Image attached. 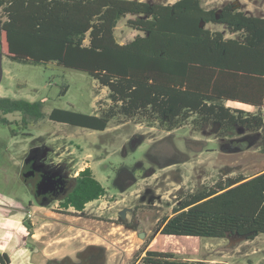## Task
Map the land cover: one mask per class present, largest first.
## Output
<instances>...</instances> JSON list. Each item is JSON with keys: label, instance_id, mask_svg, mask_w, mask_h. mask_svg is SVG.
<instances>
[{"label": "trees", "instance_id": "trees-1", "mask_svg": "<svg viewBox=\"0 0 264 264\" xmlns=\"http://www.w3.org/2000/svg\"><path fill=\"white\" fill-rule=\"evenodd\" d=\"M128 15L136 18L126 26L138 34L122 44L114 31ZM206 24L224 25L237 36L224 38ZM0 52L19 63L82 71L107 90L109 104L100 115L55 109L52 121L104 131L116 118L171 131L191 119L192 130L215 127L219 138L252 133L264 155V17L246 15L232 4L217 10L204 9L201 0H0ZM42 104L0 98V112L38 119ZM72 182L60 207H72L74 216L107 194L89 167ZM155 229L164 236L205 239L249 241L264 235V168L199 192L164 214ZM0 264H10L6 253L0 254ZM129 264L209 263L180 259L147 244Z\"/></svg>", "mask_w": 264, "mask_h": 264}, {"label": "rangeland", "instance_id": "rangeland-1", "mask_svg": "<svg viewBox=\"0 0 264 264\" xmlns=\"http://www.w3.org/2000/svg\"><path fill=\"white\" fill-rule=\"evenodd\" d=\"M138 1L170 4L176 0ZM226 4H232L246 15L264 17V0H201L204 9L220 10ZM135 18L128 15L119 20L114 31L117 42L127 43L138 34L126 26L128 19ZM205 27L222 33L224 38L237 36L230 34L224 25L206 24ZM64 89L66 92L62 94ZM107 93L82 71L54 63H19L2 56L0 98L40 101L43 116L36 119L19 112L7 115L0 112V194L20 200L25 208L37 205L30 182L22 181L20 170L25 156L38 149L41 151L40 161L49 167L62 168L66 176L74 175L79 168L89 164L95 178L107 190L104 198L85 206L84 217L89 219L81 217L80 220L81 225L97 228V233L106 238L97 240L92 232L81 233L79 239L83 238L85 243L95 240L99 244L82 246L84 243L75 245L71 242L66 245L65 249L69 251L74 248L79 251L71 254L73 264H129L138 251L136 247L140 249L147 244L153 250L171 253L184 260L209 264H264V235L249 241L205 239L164 236L155 229L157 221L164 214L171 215V210L178 205L175 196L180 193L194 187L197 191L213 188L219 182L226 186L228 180L236 176L248 177L260 172L264 168V155L259 152L258 139L248 146L253 134L240 131L238 135L222 140L211 126L192 130L191 119L179 129L166 132L136 120L121 123L114 118L104 131H94L60 124L49 118L55 109L98 116L100 109L109 104ZM225 105L232 109L256 111L238 103ZM136 136L142 141L132 148ZM244 137H250L249 141H241ZM165 141L176 151L168 153L171 156L158 154L155 150ZM188 143L201 148L196 151ZM157 156L168 157L164 167L161 166L163 160H158ZM120 167L134 172L135 184H115V171ZM150 171L154 173L147 175ZM57 205L45 207L56 212L61 208ZM67 213L74 215L72 209ZM33 215L28 212L23 219L29 229L35 227L29 221ZM111 224L122 227L109 236L106 230ZM140 233L144 234L143 238L139 237ZM109 240H114L115 244L110 246ZM92 247L102 249L92 251ZM10 254L14 263L17 258L21 259L16 252L10 251ZM39 256L36 252L33 261L37 262Z\"/></svg>", "mask_w": 264, "mask_h": 264}, {"label": "crops", "instance_id": "crops-1", "mask_svg": "<svg viewBox=\"0 0 264 264\" xmlns=\"http://www.w3.org/2000/svg\"><path fill=\"white\" fill-rule=\"evenodd\" d=\"M86 167H90V165L85 164L76 173ZM28 212L34 214L29 219L31 225L35 226L32 229L27 228L23 223V219ZM80 220L81 217L79 216L52 212L41 204L32 206V208H25L20 200L0 194V254H7L8 250L9 253L7 255L9 256L10 264H49V261L68 264V261H71V254L79 251L77 248L69 251L65 249L66 245L71 244V242H74L75 245L84 243L82 246L99 244L95 240L85 243L83 238L79 239L81 233L92 232V236L97 240L106 238V236H100L97 233V228H86L87 226L81 225ZM120 227L122 225L113 226L111 224L106 230V235H114ZM126 231L130 230L126 229ZM109 244L110 246L114 245V240H109ZM136 250H138V247H136ZM10 251L16 252L15 255L19 254L21 256L20 260L17 258V263L12 260ZM36 252L40 254L37 262L33 261Z\"/></svg>", "mask_w": 264, "mask_h": 264}, {"label": "flooded vegetation", "instance_id": "flooded-vegetation-1", "mask_svg": "<svg viewBox=\"0 0 264 264\" xmlns=\"http://www.w3.org/2000/svg\"><path fill=\"white\" fill-rule=\"evenodd\" d=\"M5 115H7V114H5ZM55 122H57V121H55ZM57 123L65 125V123H62V122H57ZM75 127H77V126H75ZM78 128H85V127H78ZM212 128L214 130H216L215 127H212ZM85 129H87V128H85ZM177 129H179V128H177ZM174 130H176V129H174ZM94 131H97V130H94ZM162 131H166V130H162ZM171 131H173V130H171ZM171 131H166V132H171ZM221 139L223 140L226 138H221ZM249 139H250V137H244L241 141H249ZM133 141H135L136 144L134 147L133 146H131V147L135 148L137 145H139L141 143L142 138L139 136H136V138ZM188 145L191 146L192 149H194L196 151L201 148V146L194 147V146H192L191 143H188ZM155 150L158 154L159 153L160 154H162V153L168 154L170 152H172V153L176 152L174 147L171 146V144L168 143L167 141H165L163 143H159ZM168 155H170V154H168ZM40 157H41V151L38 149L32 150V152L29 155L25 156L23 164L21 166V170H20V177L22 178V181L24 183L30 182L31 189L35 195V199H36L37 204L49 206V205L54 204L56 202V203H58L57 206H59L60 203L70 194V192L73 188L72 179L74 177H76L78 175V173L75 172L76 173V174L74 173L75 175L66 176L63 173L62 168L49 167L46 164H44L42 161H40ZM157 157H158L157 158L158 160H163L161 162V166L164 167L166 165V163L168 162V161H165L168 157L167 156H157ZM139 166L140 165H138V167ZM153 173H154V171H150L147 173V175H152ZM115 175H116L115 184L117 186H119V185L122 186L125 182H128L129 185H132V184H135L137 181L135 178L134 172H132L131 170H127L124 167H120L119 170H116ZM43 176H49V177L52 176L53 180H56V179H58L59 176H62L64 181L61 180L62 183H60V184H58V182H54L53 185L52 184L48 185V190L44 194L37 195V186H38V184L41 181ZM124 189L125 188H123V190ZM193 189H191L189 191H184V192L180 193L179 195L175 196V199H176V202L178 203V205L174 208H178L184 202L193 201L197 197V194L199 192H201L203 190H207L209 188H205L201 191H197L196 187H194ZM177 197H179V198L177 199ZM147 208L150 209V206H147ZM71 209H72V212H75V210H73L72 207H69L67 210H63V211L61 208L56 209V212L57 213L61 212L59 214H63L62 212L65 211L67 213L68 211H71ZM84 210H85V208H84ZM172 210H171V212H172ZM79 217H84V211L82 212L81 216H79ZM86 219H89V218H86ZM158 233H159V231H158Z\"/></svg>", "mask_w": 264, "mask_h": 264}, {"label": "water", "instance_id": "water-1", "mask_svg": "<svg viewBox=\"0 0 264 264\" xmlns=\"http://www.w3.org/2000/svg\"><path fill=\"white\" fill-rule=\"evenodd\" d=\"M1 61H2V54L0 52V78H1ZM252 141L249 143L248 146H251L253 145L257 139H258V136H252ZM136 142L135 141H132L131 143V146H135ZM61 180H63L62 176H59L58 179L56 180H53V177H49V176H43L41 181L39 182L38 186H37V195H41V194H44L47 190H48V185H53L54 182H58V184L62 183ZM64 181V180H63ZM140 238H143L144 237V234L143 233H140ZM238 240H241V239H238Z\"/></svg>", "mask_w": 264, "mask_h": 264}]
</instances>
